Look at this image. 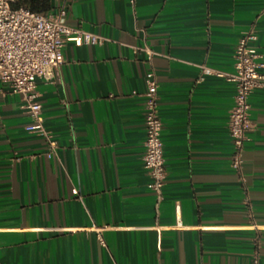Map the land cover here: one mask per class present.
Returning <instances> with one entry per match:
<instances>
[{
  "label": "crops",
  "instance_id": "0c3cea01",
  "mask_svg": "<svg viewBox=\"0 0 264 264\" xmlns=\"http://www.w3.org/2000/svg\"><path fill=\"white\" fill-rule=\"evenodd\" d=\"M61 6L67 25L105 42H67L55 83H38L57 143L50 157L46 137L25 129L22 97L0 81V264H264V87L249 98L240 175L229 132L235 85L203 72L233 73L251 26L264 63V0L14 3L44 15ZM150 71L161 196L143 165Z\"/></svg>",
  "mask_w": 264,
  "mask_h": 264
},
{
  "label": "built area",
  "instance_id": "2783aa9c",
  "mask_svg": "<svg viewBox=\"0 0 264 264\" xmlns=\"http://www.w3.org/2000/svg\"><path fill=\"white\" fill-rule=\"evenodd\" d=\"M14 3L15 0H0V81L8 85L13 94L22 97L23 109L31 118V124L25 129L46 137L51 149L47 156L50 157L57 143L44 127L43 106L38 101V83H55L56 72L64 63L63 49L67 42L100 45L105 39L67 25L66 6L44 15L25 7H14ZM257 42L258 34L251 26L236 46L233 73H216L203 68L206 75L225 77L235 85L234 104L229 113V132L233 144L232 167L240 175L245 146L254 129L249 98L254 90L264 87V72L261 71L264 70V63L258 62ZM145 51L151 59L153 52L149 49ZM146 83L143 94L146 112L143 165L152 179L150 188L161 196L166 168L158 81L154 71L147 73ZM73 194L78 195V191L75 190Z\"/></svg>",
  "mask_w": 264,
  "mask_h": 264
}]
</instances>
